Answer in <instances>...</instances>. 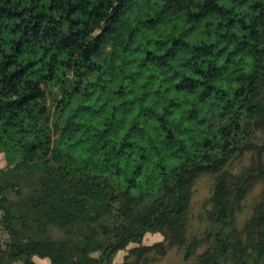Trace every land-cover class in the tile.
<instances>
[{
    "label": "trees",
    "instance_id": "1",
    "mask_svg": "<svg viewBox=\"0 0 264 264\" xmlns=\"http://www.w3.org/2000/svg\"><path fill=\"white\" fill-rule=\"evenodd\" d=\"M1 156L0 264H264V0H0Z\"/></svg>",
    "mask_w": 264,
    "mask_h": 264
},
{
    "label": "rangeland",
    "instance_id": "2",
    "mask_svg": "<svg viewBox=\"0 0 264 264\" xmlns=\"http://www.w3.org/2000/svg\"><path fill=\"white\" fill-rule=\"evenodd\" d=\"M56 118H57V115H55L54 120H56ZM68 133H69V131L65 128L63 123L56 126L55 134H56L57 138L67 136ZM19 160H20V157L11 156L9 158V164L14 165ZM4 166H5V160L1 156L0 157V168H2ZM209 189H210V187H209V182L207 179L203 180L198 185L197 193H196L195 198H194V208L196 211L200 207L201 202H203V200L205 198H207V196L209 195ZM7 239H8L7 235L2 231V229H0V240H1V242L5 241ZM160 240H161V238L158 236H154V237L147 236L146 239L144 240V243L151 245V244L158 242ZM159 264H185V262H183L182 259L177 256L176 253H171L164 261H162Z\"/></svg>",
    "mask_w": 264,
    "mask_h": 264
}]
</instances>
